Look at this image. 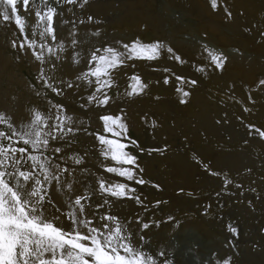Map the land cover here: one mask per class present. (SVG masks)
I'll return each mask as SVG.
<instances>
[{
  "label": "rangeland",
  "instance_id": "rangeland-1",
  "mask_svg": "<svg viewBox=\"0 0 264 264\" xmlns=\"http://www.w3.org/2000/svg\"><path fill=\"white\" fill-rule=\"evenodd\" d=\"M246 1L217 0L213 9L211 0H30L27 8L17 4L26 19L23 32L14 16L3 20L7 6L0 7V131H29L38 111L53 126L43 131L57 137H47L40 150L19 135L0 142L28 149L21 170L30 168L29 155L67 169L58 172L59 182L46 184V217L70 230L68 204L85 196L83 218L111 227L101 218L117 217L132 243L157 264H264V138L256 131L264 130V0ZM49 7L55 9L51 34L36 16ZM135 41L163 47L155 59L126 55L111 71V87L96 92L95 78H84L94 67L92 54L106 48L127 54L124 45ZM209 51L226 57L222 67ZM133 76L145 87L129 95ZM105 115L120 117L124 129L114 127L120 135L105 131ZM58 116L63 131L54 127ZM101 135L124 144L135 164L106 158ZM108 167L130 168L133 179ZM100 180L126 184L127 196L101 192Z\"/></svg>",
  "mask_w": 264,
  "mask_h": 264
},
{
  "label": "snow or ice",
  "instance_id": "snow-or-ice-1",
  "mask_svg": "<svg viewBox=\"0 0 264 264\" xmlns=\"http://www.w3.org/2000/svg\"><path fill=\"white\" fill-rule=\"evenodd\" d=\"M22 3L26 8L30 4V0H0V7H4L2 18L8 21L15 17V24L23 32L26 27V19L18 12L17 4ZM32 3L35 0H31ZM86 2V0H85ZM213 9L217 7V0H211ZM10 9V11H9ZM55 9L49 7L48 11L43 15L37 11L36 16L38 25L45 23L44 33H53L52 27ZM41 33V35H44ZM75 43V42H74ZM163 45L156 43L150 45L141 44L139 41L133 42L131 45H124L126 53H121L113 48L104 49V54L98 55L94 52L91 56V62L94 67L84 74V78L89 76L95 78L98 85L96 92H101L105 87H111V71L124 63V57L128 59H155L160 54ZM171 52V49H168ZM207 51V49H206ZM213 63L217 67H222L226 57L222 54H216L212 51L208 52ZM40 59V55H37ZM179 59V57H176ZM108 77V79H102ZM133 83L130 85L131 92L129 95L139 94L143 91V85L139 77L133 76ZM178 79H180L178 77ZM93 81L89 80V83ZM167 82V81H166ZM195 84L196 81H191ZM264 85V80L260 81ZM179 90V89H178ZM188 96V92L183 93ZM90 100H96L95 94L89 97ZM100 104H106L108 97L98 101ZM181 100V103H184ZM61 123L54 127L63 131L61 125L63 120L56 117ZM70 119V118H68ZM104 121L105 131L120 135L114 131V127L124 129V124L120 121V117L105 115L101 117ZM4 121V117L0 116V122ZM11 127V125H9ZM29 131L24 133L12 132L11 135H19L20 140L25 145H30L32 149L40 150L47 148L49 139L57 137L51 131L45 133L43 128H51L40 112L34 113V119L27 126ZM72 131V129H68ZM261 138H264V130H256ZM11 135L0 131V141H11ZM27 137V138H25ZM100 143L105 145L102 154L106 158H111L117 164H135V158L124 152V144L118 140H111L101 135L98 137ZM60 149L57 148L56 152ZM28 152L27 148L12 147L9 143L5 145L0 142V264H157L153 255L140 247L134 245L130 235H126V229L117 222L118 218L113 216H105L101 219L104 221H112L114 226L108 223H102L95 226L90 219L83 218L85 211L84 203L87 199L85 196H77L72 198L68 204V219L71 221V228L65 229L58 226L53 220L44 215L42 206L48 198V188L46 184L52 181L59 182L58 172H66L67 169H60L59 165L53 166L51 161L41 159L39 155H29L27 159L32 162L30 168L21 170L24 154ZM17 153L20 155L17 156ZM80 163L79 159L75 160ZM39 168L40 174H36ZM11 169V170H9ZM107 172L116 173L128 180L133 179V172L130 168L108 167ZM42 177V179H41ZM137 183H143L138 180ZM226 184L231 183L225 180ZM71 188V186H68ZM100 191L110 196L122 198L127 196L126 189L128 186L124 183L110 184L104 180L99 182ZM134 191V190H132ZM148 227L147 224L144 225ZM234 234L237 232L235 228L229 226ZM164 254L161 252L160 256ZM168 264V262H164ZM224 264H228L225 260Z\"/></svg>",
  "mask_w": 264,
  "mask_h": 264
},
{
  "label": "bare ground",
  "instance_id": "bare-ground-1",
  "mask_svg": "<svg viewBox=\"0 0 264 264\" xmlns=\"http://www.w3.org/2000/svg\"><path fill=\"white\" fill-rule=\"evenodd\" d=\"M238 1H239V0H238ZM242 1H243V0H240V5H241V2H242ZM246 2L249 3L250 1L247 0ZM243 3H244V2H243ZM252 4H253V2H252ZM256 4H257V3H256ZM243 5H244V4H243ZM258 5H259V4H258ZM258 5H256V6L258 7ZM260 5H261V4H260ZM263 5H264V4H263ZM204 6H205V5H204ZM207 6H208V5H207ZM246 6H247V5H246ZM246 6H244V7H246ZM261 6H262V5H261ZM202 7H203V5H202ZM248 7H249V6H248ZM250 7H251V6H250ZM252 7H253V6H252ZM262 8H263V7H262ZM203 9H204V8H202V10H203ZM207 9L209 10V8H206V10H207ZM245 9H246V8H245ZM259 9H260V8H259ZM263 9H264V8H263ZM263 9H262V10H263ZM260 10H261V9H260ZM254 13H255V12H254ZM260 14H261V13H260ZM263 14H264V13H263ZM256 18H257V17H256ZM233 19H234V18H233ZM237 19H238V18H237ZM239 19H240V18H239ZM257 19H259V18H257ZM253 20H254V19H253ZM238 21H239V20H238ZM240 21H241V20H240ZM259 21H260V20H259ZM236 23H237V22H236ZM262 23H263V22H262ZM233 24H234V23H233ZM245 24H246V23H245ZM234 25H236V24H234ZM252 26H253V25H252ZM207 28H208V27H207ZM207 28H206V29H207ZM248 28H249V27H248ZM254 28H255V27H254ZM257 28H258V25H257ZM209 29H210V27H209ZM212 30H214V29H212ZM258 30H259V29H258ZM208 31H209V30H208ZM259 31H260V30H259ZM204 32H205V31H204ZM214 32H215V30H214ZM207 33H208V32H207ZM253 33H254V32H253ZM257 33H258V32H257ZM213 34H214V33H213ZM218 35H219V34H218ZM211 36H212V35H211ZM219 37H220V36H219ZM221 37H222V36H221ZM221 37H220V39L222 40ZM223 37H224V36H223ZM214 38H215V37H214ZM220 39H219V40H220ZM223 39H224V38H223ZM252 44H253V43H252ZM260 44H262V43H260ZM260 44H259V45H260ZM262 46H264V45H262ZM262 46H261V47H262ZM260 68H261V67H260ZM260 68H259V71H260ZM263 70H264V69H263ZM261 71H262V68H261ZM261 71H260V73H263V72H264V71H263V72H261ZM231 72H232V71H231ZM232 73H233V72H232ZM219 74H220V73H219ZM219 74H218V75H219ZM224 74H226V73H224ZM228 75H231V74H228ZM231 76H233V75H231ZM210 78H211V77H210ZM208 79H209V78H208ZM211 79H212V78H211ZM199 80H200V79H199ZM240 81H241V80H240ZM241 82H242V81H241ZM241 82H240V83H241ZM203 83H204V82H203ZM206 83H207V81H206ZM213 83H214V82H213ZM224 83H225V82H224ZM237 83H238V82H237ZM20 84H21V83H20ZM234 84H235V83H234ZM238 84H239V83H238ZM209 85H210V84H209ZM213 85H214V84H213ZM220 85H221V84H220ZM206 86H207V85H206ZM225 86H226V85H225ZM234 86H236V85H234ZM242 86H243V85H242ZM204 87H205V85H204ZM217 87H218V86H217ZM228 87H229V86H228ZM230 87H231V86H230ZM260 88H261V87H260ZM196 89H197V88H196ZM214 89H215V88H214ZM219 89H220V88H219ZM174 90H175V89H174ZM209 90H210V89H209ZM254 90H255V89H254ZM189 91H190V90H189ZM224 91H226V90H224ZM230 91H231V90H230ZM251 91H252V90H251ZM260 91H261V90H260ZM220 92H221V91H220ZM243 92H244V90H243ZM200 93H201V92H200ZM227 93H228V92H227ZM227 93H226V94H227ZM232 93H233V92H232ZM239 93H240V92H239ZM246 93H247V92H246ZM149 94H150V93H149ZM230 94H231V93H230ZM230 94H229V95H230ZM236 94H237V93H236ZM242 94H244V93H242ZM233 95H234V94H233ZM240 95H241V93H240ZM226 96H227V95H226ZM151 97H152V96H151ZM230 97H231V96H230ZM238 97H239V95H238ZM227 98H228V97H227ZM231 98H234V97H231ZM236 98H237V97H236ZM157 100H158V99H157ZM165 100H166V99H165ZM165 100H164V101H165ZM242 100H244V99H242ZM250 100H251V99H250ZM152 101H154V100H152ZM200 101H201V100H200ZM204 101H205V100H204ZM233 101H234V100H233ZM235 101H236V100H235ZM235 101H234V103H235ZM225 102H226V100H225ZM236 102H237V101H236ZM239 102H240V100H239ZM228 103H229V102H228ZM234 103H233V104H234ZM237 103H238V102H237ZM237 103H236V104H237ZM155 104H156V103H155ZM166 104H167V103H166ZM230 104H232V103H230ZM247 104H248V103H247ZM159 105H160V104H159ZM156 106H157V105H156ZM196 106H197V105H196ZM209 106H210V105H209ZM234 106H235V105H234ZM248 106H249V104H248ZM250 106H251V104H250ZM151 107H152V106H151ZM170 107H171V106H170ZM206 109H207V108H206ZM149 110H150V109H149ZM159 110H160V109H159ZM161 110H162V109H161ZM161 110H160V111H161ZM163 110H164V109H163ZM163 110H162V111H163ZM246 110H247V109H246ZM206 111H208V109H207ZM133 112L135 113V111H133ZM248 113H249V112H248ZM250 113H251V112H250ZM136 121H137V120H136ZM184 123H185V122H184ZM190 124H191V123H190ZM178 125H179V124H178ZM186 126H187V125H186ZM78 183H79V181H78ZM184 209H185V208H184ZM180 211H181V210H180ZM194 224H195V223H194ZM201 224H202V223H201ZM203 225H205V224H203ZM198 226H199V225H198ZM201 226H202V225H201ZM190 227H191V226H190ZM193 227H194V226H193ZM193 227H192V228H193ZM199 227H200V226H199ZM199 227H198V228H199ZM205 227H206V226H205ZM194 228H195V227H194ZM200 228H201V227H200ZM201 229H202V228H201ZM201 229H200V230H201ZM203 229H204V227H203ZM207 229H208V228H207ZM190 230H192V229L190 228ZM188 231H189V230H188ZM197 231H198V230H197ZM205 231H206V230L204 229L203 232L206 233ZM180 232H181V231H180ZM184 232H185V231H184ZM190 232H191V231H190ZM198 232H199V231H198ZM200 232H201V231H200ZM207 232H208V230H207ZM178 233H179V232H178ZM186 233H187V232H186ZM192 233H193V231H192ZM195 233H196V232H195ZM204 233H203V234H204ZM208 233H209V232H208ZM182 234H183V233H182ZM184 234H185V233H184ZM198 234H199V233H198ZM189 235H191V234H189ZM201 235H202V233H201ZM184 236H185V235H184ZM187 236H188V235H187ZM197 236H198V235H197ZM205 236H206V235H205ZM211 236H212V235H211ZM194 237H195V236H194ZM202 237H203V236H202ZM212 237H213V236H212ZM212 237H211V238H212ZM184 238H187V237H184ZM208 238H209V237H208ZM188 239H189V238H188ZM197 239H199V236L197 237ZM172 240H173V239H172ZM193 240H194V239H193ZM200 240H201V239H200ZM214 240H215V239H214ZM170 241H171V240H170ZM184 241H186V240H184ZM195 241H196V240H195ZM215 241H216V240H215ZM221 241H222V240H221ZM171 242H174V241H171ZM186 242H188V241H186ZM191 242H192V241H191ZM213 242H214V241H213ZM217 242H218V241H217ZM192 243H193V242H192ZM204 243H205V242H204ZM204 243H202V245H203ZM214 243H215V242H214ZM218 243H219V242H218ZM221 243H222V242H221ZM226 243H227V242H226ZM194 244H195V242H194ZM207 244H208V242H207ZM191 245H192V244H191ZM191 245H190V246H191ZM200 245H201V244H200ZM225 245H226V244H225ZM193 246H194V245H193ZM203 246H204V245H203ZM209 246H210V245H209ZM191 247H192V246H191ZM207 248H208V247H207ZM213 248H214V247H213ZM218 248H219V247H218ZM199 249H200V248H199ZM209 249H210V248H209ZM213 250H214V249H213ZM222 250H224V249H222ZM202 251H203V250H202ZM204 251H205V250H204ZM211 251H212V249H211ZM191 252H192V251H191ZM200 252H201V251H200ZM200 252H199V253H200ZM213 252H214V251H213ZM193 253H194V252H193ZM203 253H205V252H203ZM217 253H218V252H217ZM217 253H216V254H217ZM221 253H223V252H221ZM197 254H198V253H197ZM200 255H201V254H200ZM203 255H204V254H203ZM197 256H198V255H197ZM204 256H206V255H204ZM212 256H213V255H212ZM219 256H220V254H219ZM194 257H195V255H194ZM201 257H202V255H201ZM210 257H211V256H210ZM215 257H216V256H215ZM198 258H199V257H198ZM205 259H206V258H205ZM194 260H196V259L194 258ZM192 261H193V260H192ZM199 261H200V259H199ZM201 261H203V260H201ZM215 263H216V262H215ZM195 264H196V263H195Z\"/></svg>",
  "mask_w": 264,
  "mask_h": 264
}]
</instances>
